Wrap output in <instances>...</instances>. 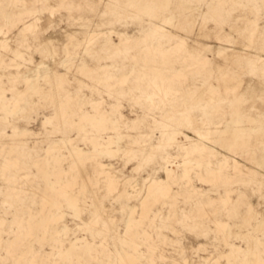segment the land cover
Returning a JSON list of instances; mask_svg holds the SVG:
<instances>
[{"label":"rangeland","instance_id":"rangeland-1","mask_svg":"<svg viewBox=\"0 0 264 264\" xmlns=\"http://www.w3.org/2000/svg\"><path fill=\"white\" fill-rule=\"evenodd\" d=\"M0 98V264H264V0H0Z\"/></svg>","mask_w":264,"mask_h":264},{"label":"bare ground","instance_id":"bare-ground-1","mask_svg":"<svg viewBox=\"0 0 264 264\" xmlns=\"http://www.w3.org/2000/svg\"><path fill=\"white\" fill-rule=\"evenodd\" d=\"M59 83V82H58ZM13 93V92H12ZM16 95H18V94H16ZM21 94H19V96H20ZM13 96H14V94H13ZM18 97V96H17ZM16 97V98H17ZM21 97V96H20ZM24 97V96H23ZM15 98V97H14ZM1 99V98H0ZM11 99H13V98H11ZM23 98H21L20 100H17V102H21V101H23L22 100ZM2 100H3V98H2ZM8 100V99H7ZM14 100V99H13ZM4 101H5V99H4ZM9 101H11L10 99H9ZM8 101V102H9ZM12 102V101H11ZM17 102L15 103V105H18L17 104ZM5 103H7V102H5ZM4 104V103H3ZM2 104V105H3ZM20 104V103H19ZM6 105V104H5ZM23 105V104H22ZM21 105V106H22ZM64 105V104H63ZM62 105V106H63ZM2 107V106H1ZM19 107V106H18ZM4 108V107H3ZM104 118H106V117H104ZM109 119H110V117H109ZM117 126V125H116ZM115 126V127H116ZM110 142V141H109ZM64 143V142H63ZM111 143H112V141H111ZM115 143H118V142H115ZM108 144V148L110 149V146L112 145V144H109V143H107ZM113 144H114V142H113ZM119 144V143H118ZM68 145V144H67ZM53 146V145H52ZM69 147V146H68ZM71 149H74V148H71ZM105 149H107V148H105ZM108 151V150H107ZM100 152V151H99ZM73 153V152H72ZM71 154V153H70ZM74 154H76L75 155V158L79 161V162H82L83 160H81V158H80V156H81V152L80 151H78V150H75V152H74ZM98 154V153H97ZM102 154V153H101ZM84 155H85V153H84ZM86 155H88V153L86 154ZM98 155H100V154H98ZM72 156V155H71ZM74 156V155H73ZM76 161V160H75ZM84 163V162H83ZM187 166V165H186ZM183 171H185V170H183ZM186 172V171H185ZM186 174H187V172H186ZM112 184H113V186H111L112 188L115 186L114 184H115V182H112ZM156 188V187H155ZM159 192V191H158ZM164 192H166V191H164ZM169 192V191H168ZM147 193H148V195H153V194H151L152 193V190H151V187L149 186L148 187V190H147ZM167 193V192H166ZM165 196H167V195H165ZM133 211V210H132ZM56 221V220H55ZM53 223H55V222H53ZM53 225H55V224H53ZM263 225H264V223H263ZM264 228V227H263ZM262 229V228H261ZM260 228H259V230H261ZM226 230V229H225ZM263 232V231H262ZM261 232V233H262ZM57 233V232H56ZM264 233V232H263ZM74 245V244H73ZM242 249V248H241ZM238 250V249H237ZM238 251H240V250H238ZM235 252V251H234ZM241 253H242V256H243V259L245 260V261H249V260H251V256H252V253H253V250H252V248L251 247H247V248H245V249H242L241 251H240ZM232 255V254H231ZM125 257V260H126V262H128V263H131L132 264V258L129 256V255H127V256H124ZM254 258V257H253ZM123 259V258H122ZM253 260V259H252ZM228 261V260H227ZM185 264V263H184ZM218 264V263H217Z\"/></svg>","mask_w":264,"mask_h":264}]
</instances>
